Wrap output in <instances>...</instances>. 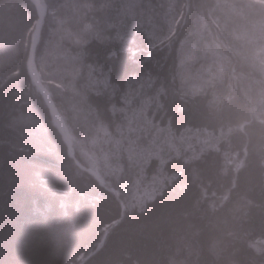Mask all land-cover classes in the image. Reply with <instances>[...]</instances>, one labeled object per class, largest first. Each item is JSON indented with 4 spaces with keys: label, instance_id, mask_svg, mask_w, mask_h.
<instances>
[{
    "label": "trees",
    "instance_id": "1",
    "mask_svg": "<svg viewBox=\"0 0 264 264\" xmlns=\"http://www.w3.org/2000/svg\"><path fill=\"white\" fill-rule=\"evenodd\" d=\"M259 1L170 0L176 29L161 26L150 38L137 28L119 41L108 37L115 28L107 40L92 34L98 0H40L33 72L59 123L28 69L38 4L0 0V264H264V251L250 245L264 241ZM188 39L195 50L187 68L214 60L222 69L196 93L180 79ZM142 104L176 136L210 135V150L133 170L128 116ZM140 170L155 191L138 207L125 193Z\"/></svg>",
    "mask_w": 264,
    "mask_h": 264
},
{
    "label": "rangeland",
    "instance_id": "2",
    "mask_svg": "<svg viewBox=\"0 0 264 264\" xmlns=\"http://www.w3.org/2000/svg\"><path fill=\"white\" fill-rule=\"evenodd\" d=\"M255 1L260 3L259 0ZM164 2H166L165 5L167 6L168 13L166 12L163 16L157 11L160 7L164 6L162 4ZM169 2L170 0H98V6L96 9L99 16L95 20L96 32H92V34L106 40L108 37H118L119 41H121V38H124L122 35L124 36L126 34L125 37L130 38L129 34L138 28V30H147L148 36L150 38H155V34L162 31L161 26L164 28L166 27L167 29L168 25H172L176 29L175 26L179 23V17L174 21V16L170 15L172 12L170 11V6H172V4H169ZM155 6H157V8ZM107 11H109V14H105ZM162 12L164 13V10ZM82 16L84 17V14H82ZM112 28L116 29V33L112 36L106 35L105 33H108ZM174 28L169 31L172 32ZM200 29L201 28H196L192 35L198 37V33L201 32ZM62 30V28H58L57 32L64 34L65 31ZM166 32H168V30ZM188 42L189 39L181 46L182 48L179 58L180 79L183 82L184 89L187 91L192 90L193 93H196L201 89L204 90V88H207V85L215 78L218 72L220 73L222 71V69L220 63L211 59H208L211 61L208 62L209 64L207 66L197 65V68L195 66H192L193 68L191 67L190 69L187 68L188 66L193 65L192 57H194L193 52L195 50L194 46H190ZM64 60L65 59L62 58V61ZM200 60L204 61V58H201ZM66 65L67 64L65 63L63 67L72 66L71 64L69 66ZM138 109V111L129 114L128 116V119H130L129 125L132 131L129 133V139L127 138L126 154L130 167L133 170H138L141 167L143 168L147 165L146 160L153 156L160 158L169 156L174 157L181 152L183 154L185 153V155H189L190 152H192V154H197L200 150L199 148L202 147L203 144L209 142L202 140L200 134L197 132L189 133L188 135L181 133L176 136L168 128L159 127L158 124L154 123L153 119H151L148 114L147 108L143 109V104ZM254 113L257 116L264 117V93L262 92H259V99L254 104ZM203 135L205 136L206 134ZM195 140L197 141V147H187V144H189L190 141L194 142ZM109 163L110 160H108V164ZM105 165H107V163L101 161L95 165L97 172L101 175H103V171H107ZM141 172V170L133 171V173H139L140 175L136 176L131 183L130 192L126 190L125 193L127 200L132 206L141 207L146 198L150 197L155 191L154 189H150V186L153 188L155 186L154 180L148 181L147 176L144 173L141 174ZM164 179L165 176L161 173L158 176V180L164 181ZM113 224L114 222L111 225ZM250 245L252 248L254 247V250L258 253L264 251L263 240L253 241ZM187 251V253H190L191 255V252H189L190 250L187 249ZM187 262L188 258H180L177 261L173 259L171 264H187Z\"/></svg>",
    "mask_w": 264,
    "mask_h": 264
},
{
    "label": "bare ground",
    "instance_id": "3",
    "mask_svg": "<svg viewBox=\"0 0 264 264\" xmlns=\"http://www.w3.org/2000/svg\"><path fill=\"white\" fill-rule=\"evenodd\" d=\"M109 14V11H107V12H105V14ZM99 14V13H98ZM101 15V14H100ZM42 20H43V18H41V20H40V13H39V17H38V19L35 21V23L33 24V26H32V28H31V32H32V41H31V46L29 47V54H28V58H29V61H28V67H30V64H31V57L32 56H35L36 55V47H37V35H38V32H39V29H40V27H41V25H42ZM34 61H35V58H34ZM34 61H33V63H32V80H33V82L36 84V85H38L36 82H35V80L36 81H38L37 79H36V77H35V75H34V72H33V65H34ZM34 77V78H33ZM35 79V80H34ZM39 82V81H38ZM205 132H201V134H200V136H201V139L202 140H206V141H209L210 140V135H208L207 133H205L206 135L204 136L203 134H204ZM211 141V140H210ZM210 141L209 142H207V143H205V144H203L202 145V147H200L199 148V146H198V148L201 150H205V153H206V151H209L210 150ZM194 143H195V146H197V141L195 140L194 141ZM212 150V149H211ZM163 158L161 157H155V156H153V157H150L148 160H146V163L147 164H150V163H152V162H155L156 164H158L159 163V165H161V164H163L164 162H163V160H162ZM88 170H86V172H87ZM122 205H123V207L125 208V203H121ZM100 248V247H99ZM98 248V249H99ZM252 248V247H251ZM97 249V250H98ZM253 250H254V247L252 248ZM255 252H257L256 250H254ZM82 258V257H81ZM79 260H81V259H79Z\"/></svg>",
    "mask_w": 264,
    "mask_h": 264
},
{
    "label": "water",
    "instance_id": "4",
    "mask_svg": "<svg viewBox=\"0 0 264 264\" xmlns=\"http://www.w3.org/2000/svg\"><path fill=\"white\" fill-rule=\"evenodd\" d=\"M36 1H37V3L39 4V8H40V20H41V18H42V14H43V9H42V6H41V4H40V1H39V0H36ZM34 58H35V56H32V57H31V64H30V67H29L31 75H32V63H33V61H34ZM33 78H34V77H33ZM34 80H35V79H34ZM35 82H36L38 85H40V86L42 87V89H43V91H44V94H45V97H46V100H47V102H48V104H49V106H50V109H51L53 115L59 120V118H58V116H57V113L55 112L54 108L52 107V102H51V99H50V96H49L47 90L42 86V84H41L40 82H38V81H36V80H35Z\"/></svg>",
    "mask_w": 264,
    "mask_h": 264
}]
</instances>
